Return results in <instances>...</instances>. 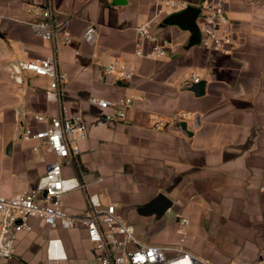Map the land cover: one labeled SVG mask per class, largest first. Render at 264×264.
<instances>
[{
    "label": "crops",
    "instance_id": "obj_1",
    "mask_svg": "<svg viewBox=\"0 0 264 264\" xmlns=\"http://www.w3.org/2000/svg\"><path fill=\"white\" fill-rule=\"evenodd\" d=\"M46 1L58 23L67 21L71 43L58 50L59 67L67 74L63 99L86 129L78 169L63 161V174L79 172L102 205L115 203L143 243L182 247L211 264H264L257 263L264 246V0L226 1L234 38L227 51L201 45L197 0L185 9L164 10L153 24L167 49L160 59L134 54L135 27L153 16L155 0ZM28 2L0 0V195L5 196L35 188L53 160L38 141L23 139L27 127L41 129L57 113V103L44 96L50 77L23 71L18 82L8 68L50 51L31 28ZM88 27L92 41L84 36ZM115 58L133 66L131 79L104 75V63ZM192 74L199 75L198 82ZM130 94L122 119H109L113 108L88 101ZM176 111L185 117L173 119ZM158 119L166 125L151 129ZM160 193L172 205L157 215L145 207ZM62 203L70 213L86 210L80 189L64 193ZM175 213L189 220L182 233ZM30 222V231L15 234L14 255L0 258V264H46L51 237L61 240L66 254L59 264H99L83 226Z\"/></svg>",
    "mask_w": 264,
    "mask_h": 264
},
{
    "label": "built area",
    "instance_id": "obj_2",
    "mask_svg": "<svg viewBox=\"0 0 264 264\" xmlns=\"http://www.w3.org/2000/svg\"><path fill=\"white\" fill-rule=\"evenodd\" d=\"M227 0H197L201 13V45L210 50L227 51L234 45V38L227 26L225 5ZM191 4L189 0H155L154 14L135 27L136 45L134 54L147 59L163 58L167 49L159 42L153 31L154 20L164 10H181ZM27 13L33 32L50 44V51L44 56L19 59L8 65L15 79L20 82V74L30 71L50 77L44 96L48 101L57 103V113L50 117L47 124L37 130L27 127L23 132L26 141L36 140L53 160L33 189H23L13 195H0V258H10L15 253V234L30 231V219L39 218L48 228H71L81 225L85 229L86 239L98 250L99 264H211L182 247H166L147 244L138 240L130 226L116 212L115 203L102 205L99 197L88 190V182L77 172L63 174V161L73 169H78L79 141L86 137L85 124L79 114H69L64 104L63 85L67 74L59 67V47L71 43V34L67 21L58 23L54 10L46 0H29ZM93 27H88L84 36L92 41ZM103 73L115 80H129L134 74L131 65L111 59L103 65ZM191 80L199 81L198 74H192ZM134 95L122 96L116 101L98 96H90L88 101L102 108L111 107L113 113L109 119H122L124 107L131 103ZM184 111L172 113L173 119L185 117ZM167 121L156 120L151 129L166 125ZM35 149V148H34ZM80 189L85 196L86 210L83 213H70L62 203V195L68 191ZM180 225V233L189 224L186 217L175 213ZM183 240V236L180 237ZM46 264H59L66 258L59 238H48L46 242ZM168 251H172L168 253ZM257 263H264V246L258 251Z\"/></svg>",
    "mask_w": 264,
    "mask_h": 264
},
{
    "label": "water",
    "instance_id": "obj_3",
    "mask_svg": "<svg viewBox=\"0 0 264 264\" xmlns=\"http://www.w3.org/2000/svg\"><path fill=\"white\" fill-rule=\"evenodd\" d=\"M200 87L201 86L198 84L192 86V88L197 92ZM171 205L172 201L160 193L148 203L145 209H153L157 215H161L166 213L170 209Z\"/></svg>",
    "mask_w": 264,
    "mask_h": 264
}]
</instances>
